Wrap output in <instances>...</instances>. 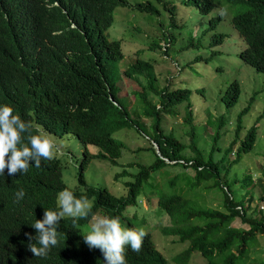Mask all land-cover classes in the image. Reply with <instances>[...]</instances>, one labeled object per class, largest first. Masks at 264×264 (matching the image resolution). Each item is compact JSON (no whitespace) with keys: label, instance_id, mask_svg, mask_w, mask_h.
<instances>
[{"label":"trees","instance_id":"trees-1","mask_svg":"<svg viewBox=\"0 0 264 264\" xmlns=\"http://www.w3.org/2000/svg\"><path fill=\"white\" fill-rule=\"evenodd\" d=\"M48 1L0 0V102H10L14 110L30 119L36 128L58 137L72 135L80 141L82 156L73 174L78 186L72 190L77 196L86 194L89 197L93 204L91 211L99 208L107 211L109 216L133 222L135 217L124 213L128 205H139L141 194H146L147 189L152 193L156 190L159 184L155 175L167 164L151 140L158 144L162 156L183 159V162L176 160V164L182 168L191 167L193 175L183 173L167 180V190H161L157 198V205L171 216L164 231L176 235L178 242L187 243L175 254V259L186 264L192 250H198L206 264H237L245 259L256 234L264 233V209L252 204L255 198L264 199V175L253 178L250 172H244L241 177L232 178L246 189L240 199L235 198L224 180L232 164L253 147L258 136V126L253 124L245 137L238 139L241 116L248 111L256 93L250 96L237 116L234 137L226 147H216L219 132L213 134L209 156L197 144L198 131L191 121L192 107L187 101L184 120L190 125L189 146L194 154H186L185 143L173 131H166L162 122L164 114L177 111V105L186 100L192 90L187 87L159 88L153 62L139 58L131 65L123 64L121 40L108 36L115 7L126 4L127 0H57L59 4L52 8ZM181 1L201 13H208L218 6L217 14L208 19L200 36L210 31L208 44L213 47L238 40V35L242 45L239 58L256 70L264 71V0ZM175 3V0L162 1L163 7L171 13L172 23H175ZM137 7L159 12L151 0L139 1ZM51 12L57 18L54 22L49 20ZM220 20H228L233 28L220 27ZM72 21L77 25L72 38L62 40L61 35L51 33L56 26L61 25L64 29ZM159 23L162 26L163 22ZM166 31L162 29L163 39L171 41L173 35ZM200 36L197 39L191 37L189 46L203 45ZM154 47L161 45L153 41L149 48ZM163 53L166 51L162 50ZM209 55L202 58L206 60ZM200 58L195 56L194 60ZM124 77L142 84V92L137 94L142 104L140 109H127L117 95V80ZM148 91L159 96L161 108H156V102L147 98ZM239 93V82L234 79L223 96L226 106L233 105ZM141 115L150 117L151 125L142 121ZM222 123L219 116L215 130ZM131 125L150 141L148 146L137 150H147L154 158L149 163L135 162L138 170L133 172L134 179L124 182L128 189L118 196L103 183L89 182L85 171L94 157L116 164L127 145L114 133ZM237 140L239 143L234 148ZM87 144L97 146L98 150L89 151ZM215 150L222 151L218 159L214 157ZM231 151L235 156L230 159ZM65 154L48 161L41 160L39 168L32 162L26 174L9 176L5 169L6 176H0V184L9 188H0V264H104L100 250L90 249L84 243L81 232L88 230L84 227L87 218L76 225L72 218H62L58 229L60 242L46 256L35 257L28 250V234L36 235L32 224L43 218L41 209L54 204L53 210H56L57 194L65 185L71 187L63 177L67 165ZM122 174H128V170L123 168ZM209 179L211 182L203 185ZM20 188L25 190V196L17 202L15 193ZM213 188L218 192L221 190V200L216 206L206 204L202 197L203 190L209 192ZM172 207L179 211L175 213ZM236 217L248 227L232 224ZM126 260L127 264L168 263L149 235L144 238L139 253L127 249ZM258 262L264 264V258Z\"/></svg>","mask_w":264,"mask_h":264},{"label":"rangeland","instance_id":"rangeland-1","mask_svg":"<svg viewBox=\"0 0 264 264\" xmlns=\"http://www.w3.org/2000/svg\"><path fill=\"white\" fill-rule=\"evenodd\" d=\"M139 1L142 0H127L126 4H119L115 7V18L109 27L108 36L109 38L121 40L124 54L121 59L123 64L131 65L139 58H147L153 62L159 88H164V86H167L168 89L187 87L192 90L189 97L177 105V111L164 114L162 122L166 131H173L185 143L183 148L186 154H194L189 146L190 125L184 120V106L187 101H190L192 105L193 117L191 121L198 131L196 133L197 144L208 156L213 144L212 134L216 128L217 117L221 116L224 125L222 132L220 131L216 147L220 146L223 149L234 137L233 132L237 116L247 104L250 96L254 92L256 93L248 111L241 116V129L238 139L244 138L248 128L253 124L258 126V136L253 147L243 152L239 160L232 164L224 180L225 184L229 185L235 198L240 199L246 189L239 186L240 182H234L232 178L241 177L244 172H250L253 178L264 175V71L256 70L252 65L243 62L239 58L238 51L242 45L238 35V40H227L228 42L225 44L221 43L213 47H209L208 44V42L210 43V31L200 36L204 26L207 25L208 19L217 14L218 6L212 8L208 13H201L195 7L180 2V0H175L176 16L173 20L175 23H172L171 13L162 4V1L168 0H151L158 7L159 12H149L138 8ZM160 21L163 22L162 26H160ZM218 25L233 28L228 20H223ZM162 29L173 35L171 41L163 39L165 35L162 33ZM197 36H200L203 45L198 43L197 46H189L190 38L197 39ZM153 41L158 42L161 47L150 49L149 46ZM162 50H165L166 53L162 54ZM208 54L210 55L204 60L202 57ZM195 56H201V58L194 60ZM141 78H143L142 75ZM234 79L239 82L240 93L233 105L226 106L223 96L227 86ZM117 85V95L123 99L127 109H140L142 107L141 101L137 97V94L142 92V84L124 77L117 80ZM147 98L152 102H156V108H161L158 95L148 91ZM131 112L134 113V111ZM140 119L148 126L151 125L150 117L141 115ZM114 136L123 140L127 145L118 162L113 164L108 160L94 157L86 168L85 174L90 182L96 185L105 183L112 193L121 195L126 190L124 181L131 178L128 174H122V165L127 170L135 171L138 166L128 165L129 162L148 163L153 158V154L144 149L137 150L139 147L148 146L150 141L147 136L137 131V128L133 125L123 126L114 133ZM239 140L234 144V148ZM59 141L63 148L67 150L66 156L64 155V160L67 163L64 169V178H68V184L73 186L76 184L73 174L77 170L82 156V144L72 135H64ZM56 144L55 152L61 154L64 149L57 140ZM87 147L91 152L98 150V147L92 144H87ZM221 153V150H215L213 153L215 159H218ZM234 156V151L229 153L230 159ZM161 169L162 171H158L154 178L160 188H165V182L168 179L175 178L180 174L193 175V169L190 167L182 168L176 163H167ZM262 180L264 183V177H262ZM258 192L259 190L256 191V193ZM141 197L140 206L137 208L129 206L126 214L131 216L132 212L136 210L139 215H144L146 218L145 227L154 231L152 238L157 248L168 257L169 264H182V262L175 259V254L185 248L186 243L178 242L175 239L177 236L172 233L164 234L161 232L160 227L169 223V220L166 214L156 212L157 199L155 195L144 194ZM202 197L208 205H219L221 190L219 192L218 190L209 192L203 190ZM252 204L264 207V199L255 198ZM232 224L248 227L239 217H236ZM262 258H264V233L258 232L254 242L249 244L248 256L243 260H239L237 264H259L258 260ZM186 264L206 263L205 258L194 251Z\"/></svg>","mask_w":264,"mask_h":264},{"label":"clouds","instance_id":"clouds-1","mask_svg":"<svg viewBox=\"0 0 264 264\" xmlns=\"http://www.w3.org/2000/svg\"><path fill=\"white\" fill-rule=\"evenodd\" d=\"M48 2L51 8L54 4H59L57 0H49ZM49 20L51 22L57 20L56 16L52 12L50 13ZM76 28L77 25L75 24V22L72 21L70 24L66 25L64 29L61 25L56 26L51 31V33L53 35H61L62 40H67L69 38H72ZM218 117L216 120H218ZM223 125L224 123H222V126L218 130H215L217 128L216 125V128L213 131V134L217 131L219 132L218 137L215 139L216 142L219 140L220 131L222 132ZM60 139L61 137L36 128L34 124L30 121V119L24 117L20 114V112L14 110V107L10 102H0V176H6L4 174L5 169H7L9 176H15L17 173L26 174L29 171V167L32 162H34L36 168H39L41 167V160L48 161L66 153L67 150L63 148L61 142L59 141ZM56 140L64 149L61 154H57L55 152V148L57 147ZM151 141L160 157H162L167 163H176V160L183 162V159L175 160L169 159L166 156H162L159 153L158 144L155 143L153 140ZM153 158L151 159V161L153 160ZM128 165L137 164L134 161L131 164L128 163ZM122 166L123 168L125 167L124 165ZM200 167L201 166H199V168ZM137 170L138 168L135 171L128 170V175L131 176L130 179H134L135 173L133 172H136ZM168 180L170 181L172 179ZM209 181L211 182V179H209ZM209 181L205 184L210 183ZM67 185L71 187L69 188L65 185V188L57 194L56 210H53L54 204L43 207L41 209L44 212L43 218L36 219L35 222L32 224V227H34V229L36 230V235L33 237L31 234H28V250L35 257L46 256L52 247L58 245L61 237V232L58 230L59 225L62 218L65 219L66 217L72 218L73 225H76L79 220L87 218V224L84 227L88 228V230L86 232H81L83 235L84 243L90 249L100 250L103 255L104 264H127V249L130 248L133 252L139 253L142 250L144 238H146L147 235L152 238L154 231L145 227V216L139 215L136 210L132 212L131 216L127 215L126 211L124 212L125 215L129 217H135L133 222H129L119 216H109L107 211L99 208L94 211H91L93 208V204L89 197L86 194L77 196L72 190L77 188V182L73 186L68 183ZM103 185H105V183H103ZM0 188L9 189L1 184ZM127 189L128 186H126V190ZM161 190L165 191L167 190V188H160L159 185L153 193L151 192V190L147 189L146 194H148L149 196L155 195V198L157 199ZM211 190H217V188H213ZM142 195L144 194L140 195V202ZM24 196L25 190L23 188H20L15 193V198L17 202L22 200ZM129 206L137 208L140 206V204L137 206L128 205V207ZM172 208L175 213L179 211L175 207ZM155 209L156 212L159 214H166L170 223L171 216L164 208L156 204ZM169 223H167L163 227H160L162 233L170 234V232L164 231V227L169 225ZM181 243L185 244V242ZM157 249L163 254V252L159 248ZM194 251H197L199 254H201L198 250H192V252ZM163 255L167 257L165 254ZM167 264H169V261Z\"/></svg>","mask_w":264,"mask_h":264}]
</instances>
